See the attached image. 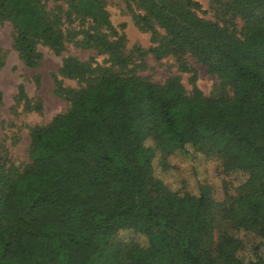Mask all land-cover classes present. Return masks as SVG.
<instances>
[{
    "label": "trees",
    "instance_id": "trees-1",
    "mask_svg": "<svg viewBox=\"0 0 264 264\" xmlns=\"http://www.w3.org/2000/svg\"><path fill=\"white\" fill-rule=\"evenodd\" d=\"M133 1L144 11L138 22L154 33V54L190 73L183 57L192 54L233 95L206 97L196 74L191 93L179 77L160 86L133 74L103 0H70L58 12L43 0H0V21L12 24L27 67L39 65L44 47L64 58V78L87 82L60 86L69 108L33 128L22 172L0 153V264H91L100 237V264H264V0H228L224 25L200 18L195 0ZM154 24L165 31L159 40ZM73 34L112 65L64 56ZM177 153L241 173L238 194L219 201L199 177L191 191L171 190L154 162ZM217 210L229 227L215 237ZM242 232L259 240L249 259L240 255Z\"/></svg>",
    "mask_w": 264,
    "mask_h": 264
},
{
    "label": "rangeland",
    "instance_id": "rangeland-1",
    "mask_svg": "<svg viewBox=\"0 0 264 264\" xmlns=\"http://www.w3.org/2000/svg\"><path fill=\"white\" fill-rule=\"evenodd\" d=\"M70 0H43L49 9L63 5L68 9ZM201 8L197 15L207 21L220 22L222 25L231 21V15L225 10L228 0H195ZM104 6L110 15L113 25L125 36V55L132 56L130 69L133 74L143 80L160 86L166 85L171 79L179 77L187 93L193 90L192 77L197 76V86L206 97H231V87L222 85L217 75L209 72L208 68L192 54L187 53L183 60L193 72H182L179 63L173 56L159 58L151 49L156 47L151 30L138 22L137 15L144 11L133 0H103ZM243 22L237 21L238 32ZM124 26L123 28L121 26ZM157 39L165 35V31L154 24ZM76 35V34H75ZM73 36L64 56H72L81 62L89 63L93 67H110L109 55L101 53L89 45L78 44ZM44 58L37 67L29 68L20 58L14 48V29L11 23L0 21V153L5 157L7 167L11 172H22L31 162L30 146L34 127L48 125L58 114L64 113L69 104L60 86L67 89H79L87 85L82 79L64 78L61 74L63 57L56 56L51 50L39 47ZM61 82V85H60ZM24 88L20 96V87ZM196 162H185L181 154H175L161 163L158 156L154 162L155 175L171 190L191 191L190 182L199 177L204 185L210 186L214 197L222 201L226 193L236 196L238 187L242 184L241 173L225 175L220 164L205 156L198 157ZM215 237L221 236L229 227L228 220L221 210L214 215ZM134 234L124 232L121 238L130 239ZM244 241V249L240 255L247 259L253 257L254 243L259 242L254 234L242 232L238 235ZM107 241L106 237L98 238L97 254L91 264H100V251ZM1 252V248H0Z\"/></svg>",
    "mask_w": 264,
    "mask_h": 264
}]
</instances>
